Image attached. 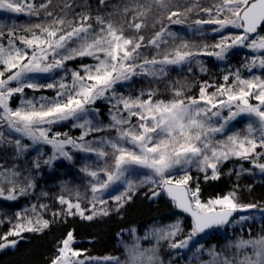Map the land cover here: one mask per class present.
I'll return each mask as SVG.
<instances>
[{"label":"snow or ice","instance_id":"6c2138e0","mask_svg":"<svg viewBox=\"0 0 264 264\" xmlns=\"http://www.w3.org/2000/svg\"><path fill=\"white\" fill-rule=\"evenodd\" d=\"M0 13L9 14L0 17V201L58 205L49 212L47 203L30 204L15 222L0 219L9 224L0 251L68 218L103 224L145 189L153 202L163 196L186 214L190 228L178 216L143 232L121 229L114 236L120 254L103 256L74 247L70 229L50 264H264V199L242 202L235 185L205 201L192 176L195 169L206 181L264 179V0H95V7L91 0H0ZM20 16L27 22H15ZM209 32L214 43L186 38ZM239 49L243 59L233 68ZM205 58L224 62L219 82L171 79L177 69L208 75ZM142 82L147 87L137 88ZM78 153L83 191L65 184L50 197L38 190L42 169L55 178L57 162L75 164ZM232 161L239 168L225 172ZM228 229L238 234L205 246L210 232Z\"/></svg>","mask_w":264,"mask_h":264},{"label":"trees","instance_id":"16d2710c","mask_svg":"<svg viewBox=\"0 0 264 264\" xmlns=\"http://www.w3.org/2000/svg\"><path fill=\"white\" fill-rule=\"evenodd\" d=\"M93 7H95V0H91ZM203 3L208 4L209 0H202ZM0 17L7 21L8 14H2ZM195 16L190 17L188 23ZM15 22L26 23L27 18L20 16L18 19L14 18ZM174 30L184 34L186 28L182 26H174ZM209 33L206 37L201 38L200 36H187L186 38L193 40H204L207 43H214L211 39ZM245 50L239 49L237 53L230 57V66L240 67L242 62V53ZM207 66L209 68V74L204 75L196 72L194 69V75L189 74L186 71L174 70L170 73L172 80H184L193 81V79L198 80H215L219 82L221 73L226 71L224 67V62L215 61L213 58H205ZM245 76L250 75L247 72L243 73ZM155 86V85H154ZM147 87L146 82L137 84V88ZM161 91L164 90L165 85H159ZM197 89H193L192 93L195 95ZM45 94L49 96L52 93L49 91ZM101 107V112L104 113L106 110L103 105ZM61 132H69L70 135H78V130L70 129L67 127L60 126L57 128ZM63 164V167H59ZM74 170H67V165L63 162H57V167L55 169V178H52V171L48 169H42L41 175L37 176L38 190L47 191L50 197H55L57 194L61 193L62 185H67L68 189L80 188L83 191V183L86 181L81 173H76V168H78L80 162H76ZM239 168V162L232 161L229 162L224 167V171L227 172L230 168ZM244 167L248 168L249 164L244 163ZM192 176L194 180L199 181L201 188V199L208 200L210 198H215L216 196H223L227 192L231 191L235 185L240 186L241 200L242 202H256L264 199V179H261L260 175L257 173L255 176H250L247 174L241 175L237 179L236 175H222L219 180H205L202 173H198L195 169L192 170ZM251 186L252 191H247V187ZM145 189H141L136 196L133 197V201L127 208L122 212L121 216L113 215L108 218L103 224L98 223H88L81 221L78 218H68L66 224H54L50 229L45 230L43 234L35 233H24V239L17 245L14 249H6L0 251V264H50L51 259L56 254V247L59 240L64 236V233L70 229H75L76 240L78 243L74 247L78 249H87L88 255L90 256H103L105 254H117L119 245L115 240V233L119 232L121 229L127 230L130 227H135L141 230V232L151 228L154 225H165L174 222V217H180L184 220L183 227L185 231L190 228V220L185 216H180L179 213L169 204L167 199L163 196L157 198L155 202L150 200L144 195ZM63 194L68 195L67 191ZM14 203V207H9L8 204ZM47 203L49 204V212L56 211L58 205L53 199L40 200L37 201L32 199V197L21 198L17 202H4L0 201V219L5 217L10 218L15 222L16 211H20L23 208L28 207L30 204ZM110 205L114 207V203L110 201ZM45 219H51L49 213H44ZM259 224L253 227L252 234L255 235L259 231ZM9 229V224L5 223L0 226V234L7 232ZM237 232L232 229L227 231H216L213 234L208 235L205 238V246L216 245L220 247L222 244L227 242L226 237L229 235L235 236ZM247 235V233H245ZM127 240V235L125 236ZM199 239V238H198ZM166 259H174L171 257H165ZM183 264V261H182Z\"/></svg>","mask_w":264,"mask_h":264},{"label":"rangeland","instance_id":"374dc122","mask_svg":"<svg viewBox=\"0 0 264 264\" xmlns=\"http://www.w3.org/2000/svg\"><path fill=\"white\" fill-rule=\"evenodd\" d=\"M2 14H7V13H0V16L2 15ZM9 15V14H8ZM209 34L210 35H212V33H210L209 32ZM244 50V49H243ZM45 94V93H44ZM37 95H39V93H37ZM45 95H48V94H45ZM105 120L107 119L106 117H103ZM242 120H243V118H241V119H239L236 123H237V126L238 127H240L241 125H242ZM44 151L47 153V151H48V149L47 148H45L44 149ZM83 154H77V159H76V161H75V164H72V163H69V162H67V161H58V162H63V163H65L66 165H67V170H74V167L77 165L76 164V162L77 161H79L80 162V164H79V166H78V168H76V173L77 174H80V172L78 171V169L80 168V166H81V163H82V160L80 159V157L82 156ZM87 179V178H86ZM86 182V181H85ZM68 193V192H67ZM69 194V193H68Z\"/></svg>","mask_w":264,"mask_h":264},{"label":"water","instance_id":"95a60500","mask_svg":"<svg viewBox=\"0 0 264 264\" xmlns=\"http://www.w3.org/2000/svg\"><path fill=\"white\" fill-rule=\"evenodd\" d=\"M183 216H185V217H187L189 220H190V218L185 214V215H183ZM190 224H191V221H190ZM215 233V232H214ZM210 234H213V232H210L208 235H210Z\"/></svg>","mask_w":264,"mask_h":264}]
</instances>
